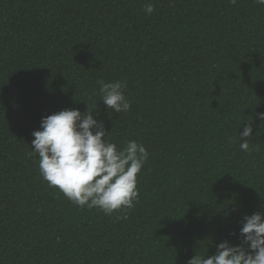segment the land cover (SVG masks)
I'll return each mask as SVG.
<instances>
[{
	"label": "trees",
	"instance_id": "trees-1",
	"mask_svg": "<svg viewBox=\"0 0 264 264\" xmlns=\"http://www.w3.org/2000/svg\"><path fill=\"white\" fill-rule=\"evenodd\" d=\"M101 80L126 81L130 110L100 101ZM87 104L111 142L149 152L127 219L40 176L41 118ZM261 112L254 0H0V264H187L240 243L244 215L264 212Z\"/></svg>",
	"mask_w": 264,
	"mask_h": 264
},
{
	"label": "clouds",
	"instance_id": "clouds-1",
	"mask_svg": "<svg viewBox=\"0 0 264 264\" xmlns=\"http://www.w3.org/2000/svg\"><path fill=\"white\" fill-rule=\"evenodd\" d=\"M236 4L237 0H229ZM264 5V0H254ZM146 14L154 11L152 3L144 6ZM100 101L116 113L130 110L124 94L126 81H99ZM87 104L81 112L65 108L41 118L34 130L31 147L39 157V173L49 187H55L73 204L89 209L97 208L106 215L114 212L116 220L127 219L128 209L138 201V174L147 163L149 152L136 140H128L119 148L109 140V131L102 120L94 117ZM98 114V113H97ZM264 121V112L258 113ZM243 131L238 129L242 151H249L253 123L248 119ZM235 235V233H232ZM240 243L224 239L216 245L212 255H193L187 264H264V212L245 214L239 230Z\"/></svg>",
	"mask_w": 264,
	"mask_h": 264
}]
</instances>
